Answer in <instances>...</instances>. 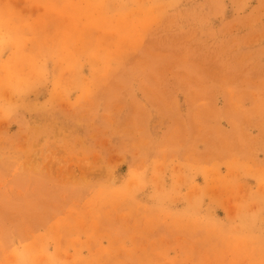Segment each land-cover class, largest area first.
<instances>
[{
  "label": "rangeland",
  "instance_id": "1",
  "mask_svg": "<svg viewBox=\"0 0 264 264\" xmlns=\"http://www.w3.org/2000/svg\"><path fill=\"white\" fill-rule=\"evenodd\" d=\"M0 264H264V0H0Z\"/></svg>",
  "mask_w": 264,
  "mask_h": 264
}]
</instances>
